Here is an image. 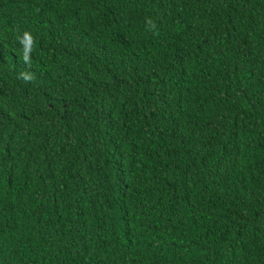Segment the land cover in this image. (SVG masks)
Segmentation results:
<instances>
[{"label":"trees","instance_id":"1","mask_svg":"<svg viewBox=\"0 0 264 264\" xmlns=\"http://www.w3.org/2000/svg\"><path fill=\"white\" fill-rule=\"evenodd\" d=\"M0 264H264V0H0Z\"/></svg>","mask_w":264,"mask_h":264}]
</instances>
